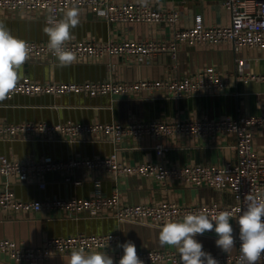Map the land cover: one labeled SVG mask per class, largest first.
<instances>
[{"label": "crops", "instance_id": "crops-1", "mask_svg": "<svg viewBox=\"0 0 264 264\" xmlns=\"http://www.w3.org/2000/svg\"><path fill=\"white\" fill-rule=\"evenodd\" d=\"M117 2L138 0H115ZM154 8L171 10L181 15V28H191L198 16H202L208 27L230 26L231 14L222 0H148ZM79 9V24L72 29L71 40L80 42L98 41H161L169 40L174 28L167 25L151 26L145 23L126 25L110 24L105 18L87 9ZM63 17V15H62ZM61 17V18H62ZM46 15H29L25 12L0 11L2 21L12 32L26 41L47 42L43 32ZM218 71L229 86L223 93L214 96H194L176 100L163 92H143L138 96H62L28 97L15 96L0 101V122L7 123H59L91 124L176 121L198 118L217 119L225 116L263 117L264 80L251 77L264 76V50L245 49L236 51L232 45L179 47L177 56L170 52L157 55L149 62L133 58L107 56L100 62H80L77 59L67 67H60L58 61L33 60L25 62L19 69L20 80L30 78L39 83L47 82H105L114 80L134 83L143 80L175 81L193 77L200 72ZM249 76L247 81L244 79ZM256 153L264 157V130H255ZM160 141L146 137L141 140L128 139L119 146V160L125 164L160 162L169 166L188 164L225 166L237 160L234 136L218 138L180 137L163 141L168 152L159 156L156 146ZM113 153V145L105 138L91 136L70 142L69 139L33 141L21 137L16 140H0V157L24 161L54 157L57 160L78 158L94 159ZM74 178L81 185L64 182L61 173L46 176L47 188L41 190L37 182H17L0 176V192L12 191L16 198L26 202H42L56 198L74 197L87 199L96 192L111 197L119 192L120 200L127 205H157L175 203L179 206L219 205L230 207L238 202L231 191L210 187H191L180 182L160 181L143 176H122L115 178L106 170L91 171L77 169ZM99 188V190H96ZM237 220H231L236 234ZM158 225L143 221H125L121 224L112 216H91L82 212L68 217L62 212L46 211L5 213L0 210V240L9 239L28 248L42 246L48 238L68 237L77 234L107 235L118 233L121 244L131 240L137 251L171 250L158 243ZM206 251L224 254L215 247L214 233L198 237ZM116 257L109 251H105ZM239 253L238 241L227 254ZM69 255L54 256L50 264H68ZM0 264H15L8 257H0Z\"/></svg>", "mask_w": 264, "mask_h": 264}, {"label": "built area", "instance_id": "built-area-1", "mask_svg": "<svg viewBox=\"0 0 264 264\" xmlns=\"http://www.w3.org/2000/svg\"><path fill=\"white\" fill-rule=\"evenodd\" d=\"M223 6L231 14L230 26L208 27L203 17L198 16L191 28H181V15L171 10H159L147 3L115 0H0V11L25 12L29 15H54L60 19L71 7L82 8L105 18L110 24L126 25L145 23L151 26L167 25L174 28L169 40L161 41H98L80 42L70 40L66 48L73 51L80 62H100L107 56L133 58L139 62H149L157 55L170 52L177 56L179 47L232 45L236 51L245 49L264 50V0H222ZM31 46L30 58L33 60H55L47 42L28 41ZM250 78L247 76L244 81ZM264 80V76L251 77ZM228 81L216 70L203 71L193 77L175 81L143 80L134 83H121L114 80L105 82H47L39 83L25 78L19 81L10 97L18 95L28 97H62L85 95L103 96H138L149 92L163 94L182 100L194 96H214L228 88ZM264 130L263 117L225 116L217 119L198 118L176 121L135 122L130 124L94 122L79 123H7L0 122V140H16L21 137L33 141H51L69 139L70 142L95 136L105 138L113 145V153L107 157L94 159L78 158L57 160L54 157L28 159L19 161L7 156L0 157V176L17 182H37L41 190L47 188L46 176L61 173L64 182L79 186L80 180L74 178L77 169L91 171L106 170L115 178L122 176H143L154 178L165 186L168 181L180 182L191 187H210L221 191H231L238 202L230 207L219 205L179 206L175 203L157 205H127L120 200L119 192L111 197L94 193L87 199L74 197L56 198L45 203L26 202L6 190L0 192V210L5 213H23L31 211L48 213L62 212L68 217L86 212L91 216H112L120 224L125 221H143L163 225L169 220H180L188 213L204 212L208 215L219 211H231L237 220L241 214L238 209L246 208V194L264 191V157L255 150V130ZM234 136L237 160L225 166L188 164L169 166L165 163L150 162L129 165L119 160V146L128 139L141 140L149 137L160 141L157 146L159 156L168 152L163 141L177 140L180 137L218 138ZM96 190H99L97 188ZM110 237V239H109ZM238 245H240L239 240ZM118 233L107 235L77 234L68 237L48 238L42 246L28 248L9 239L0 240V257L6 256L15 264H50L54 256L70 255L73 249L84 248L85 251H109L117 260L123 250ZM144 264H179V254L171 250L137 251ZM220 264H238L240 252L236 255L213 254ZM258 264H264V256Z\"/></svg>", "mask_w": 264, "mask_h": 264}, {"label": "clouds", "instance_id": "clouds-1", "mask_svg": "<svg viewBox=\"0 0 264 264\" xmlns=\"http://www.w3.org/2000/svg\"><path fill=\"white\" fill-rule=\"evenodd\" d=\"M146 5L148 0H138ZM79 24V9L69 8L62 18L49 15L43 32L51 54L60 67L70 66L76 59L73 51L66 48V42L74 38L72 29ZM31 46L28 41L12 34L0 21V101L10 97L20 80L19 69L30 58ZM246 208L238 209L239 232L236 234L231 223L232 212L225 210L208 215L204 212L188 213L180 220H169L159 228L158 243L161 247L174 248L179 254V264H220V261L206 251L198 237L214 233L215 247L222 253H230L239 240L238 264H258L264 256V191L246 194ZM110 239V237H109ZM123 250L118 264H144L131 241L117 244ZM68 264H117L113 256L105 251L73 249Z\"/></svg>", "mask_w": 264, "mask_h": 264}]
</instances>
